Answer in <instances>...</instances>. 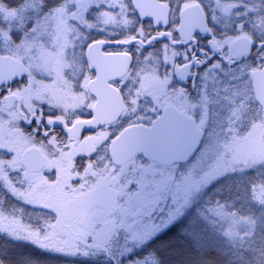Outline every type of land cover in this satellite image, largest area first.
<instances>
[{
    "label": "snow or ice",
    "instance_id": "6c2138e0",
    "mask_svg": "<svg viewBox=\"0 0 264 264\" xmlns=\"http://www.w3.org/2000/svg\"><path fill=\"white\" fill-rule=\"evenodd\" d=\"M253 168L264 0H0V188L39 210L0 200V234L120 264L213 181ZM237 191L203 219L226 264H264V171ZM185 235L200 243L194 224Z\"/></svg>",
    "mask_w": 264,
    "mask_h": 264
},
{
    "label": "trees",
    "instance_id": "16d2710c",
    "mask_svg": "<svg viewBox=\"0 0 264 264\" xmlns=\"http://www.w3.org/2000/svg\"><path fill=\"white\" fill-rule=\"evenodd\" d=\"M264 169L248 170L244 173H233L218 180L206 190L203 200L215 201L217 199H232L240 193L237 186H247L252 179H257ZM0 200H5L6 207L15 205L23 207L31 215L29 207H25L20 201L11 197L6 189L0 188ZM240 202L237 201V204ZM251 211L259 214V207L252 206ZM241 211L247 209L241 208ZM28 216L25 218L27 219ZM195 225V230L199 234L200 243L196 239L188 238L185 230L190 225ZM229 245L217 228H214L201 217L197 208L186 212L181 219L173 222L169 227L149 239L140 246H135L127 256L123 257L120 264H128L130 260L141 258L148 252H155L159 257L160 264H208L214 260L216 264H226L227 255H219V251L228 252ZM0 259L5 264H112L104 257L71 259L65 256L54 255L42 251L35 245L15 240L5 234H0Z\"/></svg>",
    "mask_w": 264,
    "mask_h": 264
},
{
    "label": "rangeland",
    "instance_id": "374dc122",
    "mask_svg": "<svg viewBox=\"0 0 264 264\" xmlns=\"http://www.w3.org/2000/svg\"><path fill=\"white\" fill-rule=\"evenodd\" d=\"M92 37H93V39H98L99 37L100 38H104V35H102V34H100V33H98V32H96V31H93L92 32ZM85 134H90V133H85ZM184 167H185V165L184 164H181L180 165V168H181V170H183L184 169ZM248 170H257V168H253V169H248ZM248 170H246L245 172H247ZM231 174H233V173H231ZM237 174H240V173H237ZM228 175H230V174H228ZM228 175H226V176H224V177H227ZM224 177H221V178H219V179H217V180H215V181H213L211 184H209L207 187H205L202 191H200V192H198L193 198H192V201H191V203H190V205L185 209V212H184V214L186 213V212H188V211H190L191 209H194V208H197V211H199V214L201 215V217L203 218V217H205V215H206V209L210 206V204L213 202V201H211V200H209V199H207V200H203V198H204V195H206L205 194V192H206V190H208V188L212 185V184H214V183H216L218 180H221V179H223ZM22 204H23V202L22 201H20ZM24 205V204H23ZM25 207H29V209L30 210H32V211H30V213H31V215H35L36 213H38V211L39 210H33L30 206H27V205H24ZM258 206H256V208H257ZM182 218V216L179 218V219H181ZM178 219V220H179ZM177 221V220H176ZM208 223H210V222H208ZM171 225V224H170ZM169 225V226H170ZM210 225L212 226V227H214L211 223H210ZM168 226V227H169ZM214 228H216V227H214ZM218 229V228H217ZM161 232V231H160ZM159 232V233H160ZM155 236V235H154ZM153 236V237H154ZM152 237V238H153ZM16 240V239H15ZM149 240V239H148ZM147 240V241H148ZM20 241H25V240H20ZM25 242H28V241H25ZM30 243V242H29ZM143 243H145V242H141L140 243V245H142ZM32 244V243H31ZM34 245V244H33ZM139 245V246H140ZM131 246V245H130ZM132 247V251L135 249V246H131ZM130 253V252H129ZM128 253V254H129ZM65 257H68V256H65ZM68 258H71V259H79V258H81V259H86L85 257H68Z\"/></svg>",
    "mask_w": 264,
    "mask_h": 264
},
{
    "label": "flooded vegetation",
    "instance_id": "af4514ba",
    "mask_svg": "<svg viewBox=\"0 0 264 264\" xmlns=\"http://www.w3.org/2000/svg\"><path fill=\"white\" fill-rule=\"evenodd\" d=\"M98 39H102V38L99 37ZM201 43L206 44L207 42L204 41V40H201ZM158 47H160V46H158ZM110 50H113V49H110ZM153 50H154V49H151V48L149 49V51H153ZM178 59H179V58H177V60H178Z\"/></svg>",
    "mask_w": 264,
    "mask_h": 264
}]
</instances>
